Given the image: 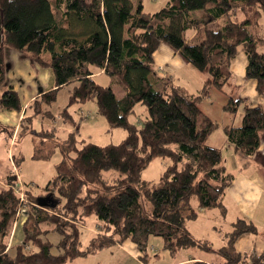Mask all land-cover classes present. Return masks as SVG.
<instances>
[{
    "label": "trees",
    "instance_id": "1",
    "mask_svg": "<svg viewBox=\"0 0 264 264\" xmlns=\"http://www.w3.org/2000/svg\"><path fill=\"white\" fill-rule=\"evenodd\" d=\"M195 11L201 15L194 16ZM263 13L264 0H169L155 13L145 12L142 0H0V86L5 82V51L14 50L52 72L49 90L26 109L35 107L33 117L44 113L43 106L53 105L62 89L75 85L61 117L71 119L69 107L92 101L110 129L127 132L117 145L86 142L80 147L74 137L79 128L71 132L59 143L63 158L56 179L45 187V207L29 188L22 201L17 178L7 176L0 191V264H67L126 241L147 262L154 237L172 255L197 247L219 255L224 264H264V253L247 255L236 249L241 236L258 234L250 221L234 222L224 234L226 244L218 249L196 239L186 226L199 217V210L225 211L223 199L235 176L224 165L222 151L208 144L219 124L200 106L212 89L227 93L238 47L248 57L246 78L264 97V52L258 51L257 37L249 30ZM161 45L205 76L199 92L189 93L157 75L154 54ZM100 71L122 86L123 97L96 82L94 75ZM139 105L147 112L141 127L129 119ZM0 106L22 110L13 88L3 92ZM224 110L232 115L243 111L241 125L227 126L224 132L239 154L252 157L260 147L264 109L230 97ZM38 153L36 158H45ZM157 158H168L171 165L156 183L144 181L142 173ZM111 172L117 174L106 176ZM22 210L25 239L12 246ZM92 215L100 221L101 232L82 250L83 231ZM55 234L58 240L50 241Z\"/></svg>",
    "mask_w": 264,
    "mask_h": 264
},
{
    "label": "rangeland",
    "instance_id": "2",
    "mask_svg": "<svg viewBox=\"0 0 264 264\" xmlns=\"http://www.w3.org/2000/svg\"><path fill=\"white\" fill-rule=\"evenodd\" d=\"M168 2L169 0H142L144 11L148 13H155L161 10ZM193 14L199 17L201 12L195 11ZM239 14L240 18H242V13L239 12ZM249 30L257 37L258 51L264 52V13L259 23L250 26ZM6 51L16 53V51L11 49H7ZM22 58L30 61L23 55ZM35 66L38 65L35 64ZM40 68L44 71L38 75L37 81L35 80L36 76L32 74L24 61L21 65L14 63L13 69H8V65L6 64L5 82L0 86V98L2 97L4 89H10L13 86L14 91H16L19 96L22 106L30 95L45 89L46 86L50 87L53 82L51 70L45 67ZM192 68L193 70L195 69L194 67ZM92 69L93 71L97 70L94 67ZM195 70V73L194 71H192L193 73L184 71L183 74H181L183 79L191 81L192 84H196V72L199 71L197 69ZM48 72H50V77L46 76ZM32 80L35 81L31 83ZM95 80L101 86L111 87L118 98L123 97L125 94L122 86L108 75H102ZM34 83H37V85H34ZM27 90H29V92ZM68 90H70L69 87L64 89L60 93L58 101L53 105L43 106L44 113L37 114V116L33 117L36 112L35 107H31L27 111V108H23V111H6L18 114L22 111L23 117L19 121L17 128L16 126H11V122H7L4 117L0 116V123H3L4 128H10L11 130L16 128L17 132L19 131L18 139L11 143V140L5 134L7 132L5 130H0V191L5 188L7 175L11 174L17 176V184H19L23 190L29 188L34 196L46 197L45 195L47 192L45 187L56 179L57 165L63 158L62 148L59 146V143H64L71 135V132H74L78 128L80 129L79 131H75L74 137L79 147L90 141L100 146H106L117 145L125 140L127 132L121 128L110 129L105 118L97 113L95 102L90 101L84 105L75 104L68 108L71 119H64L61 117V111L66 106L62 94L68 92ZM85 106L87 107L83 112L82 108ZM146 116L147 112L145 106L139 105L136 107V111L130 115L129 119L132 123L141 127V121ZM82 119H84V121L81 123ZM79 125L82 126L79 127ZM54 129H57L56 132ZM69 129L71 130L70 132ZM46 134H49L51 137ZM36 152H39V155H46L45 158H36ZM170 165L171 161L168 158H157L152 161L148 168L142 173V179L150 183H156ZM112 174L117 173L111 172L106 176L109 177V175ZM213 212L215 213L207 211L205 217L200 216L199 219L188 221L186 226L196 239L208 241L212 244L214 249H218L226 244L223 234L231 232L232 227L228 224L226 217L224 219V217L219 215V209H215ZM22 224L23 222L19 220L15 223L11 238L12 246L20 245L24 242L25 233L22 229ZM99 225L100 221L95 215H92L88 219L81 240L82 250H86L90 240L96 236V233L101 232ZM262 225H264V220ZM212 226L219 227V231H214ZM255 236L256 244L264 247V228ZM49 239L52 242H56L58 236L56 234L51 235ZM151 243L156 248L157 254L153 258L156 262L161 260L162 262H170L183 259L186 256L203 255L210 261H214L217 264H224V261L219 255L205 252L197 247L182 249L175 255H172L163 250V242L161 239L154 237L151 239ZM67 264H140V262L137 258H132L128 254L122 253V251H116L114 248L112 249V247H110L96 253L88 254L85 257H78L69 261ZM146 264H150V262Z\"/></svg>",
    "mask_w": 264,
    "mask_h": 264
},
{
    "label": "crops",
    "instance_id": "3",
    "mask_svg": "<svg viewBox=\"0 0 264 264\" xmlns=\"http://www.w3.org/2000/svg\"><path fill=\"white\" fill-rule=\"evenodd\" d=\"M16 53L6 51L5 62L8 65V69H13L14 63L21 65V63L24 61L28 65V68L31 70L32 74L36 76L35 80L38 81V75L44 70L40 68V66H35L34 64H32V62L24 60L22 58V55L18 52ZM11 58L13 59V61ZM247 64L248 57L244 48L238 47L236 56L231 60L230 69L232 72L233 83L227 90V93L212 89L209 97L201 103L200 107L204 115L219 124V129L211 135L208 144L211 147L218 148L222 151L224 157V165L235 176L232 185L227 190L226 195L223 199V206L225 211L219 209L218 213L219 215L224 217V219L226 217V220L231 227L233 223L238 219H244L255 224L258 228V233H260V231L264 228V225H262L264 220V131L260 133V147L258 151L256 152V154L249 158L239 154L235 150V148L227 142V138L224 132L225 127H239L242 123L243 111L241 112V110H239L236 114L232 115L224 110V107L228 103L230 97L241 98L249 106H260L264 109V97L257 94L255 89V82L246 78L245 72ZM153 66L160 78L171 80L175 85L186 89L189 93L195 94L199 92L203 87L205 76L200 72H196V84H192L191 81L183 79L181 74H183L184 71H194L195 73L196 70H193V66L190 63H188L179 53H177L167 45H161L154 54ZM102 75H105L103 71L96 72L94 78L96 79L97 77H101ZM46 76L50 77V72H48ZM35 80H32L31 83ZM34 85H37V83H34ZM68 87L70 88V90L62 94L63 98L65 99L66 106L75 85H71ZM11 88H13V86ZM6 89H4L3 92ZM64 89H67V87ZM64 89H62L60 93ZM29 90L27 91L29 92ZM48 90L49 87L46 86L45 89H42L41 91L30 95V97L23 103L22 111L23 108H27V106H29V104L36 97L40 96L42 93ZM86 107L87 106L82 108L83 112L85 111ZM22 111L19 114L6 112V110L2 109L0 106V116L4 117L7 122H11V126H16V128L19 121L23 117ZM83 121L84 119L81 120V123ZM1 123L0 130H3L1 128H4V125L3 123ZM81 126L82 125H79V127ZM16 128L14 129L15 133L13 135L5 133L6 136L11 140V143L16 140V136L18 133ZM70 131L71 130L69 129V132ZM207 211L215 213L213 212L214 210H199L200 215L197 219H199L200 216L205 217ZM21 214L22 215L18 218V220L24 223L25 210H23ZM212 229L214 231H219V227L217 226H212ZM255 235L258 234H244L243 236H241L236 243V249L240 253L247 255H259L264 253V247L258 246L256 244ZM113 248L116 251H122V253L128 254L132 258H137L140 264H146L147 262H150V264H187L192 262L193 260L204 261L209 264H217L214 261H210L208 258H206V256L203 255L190 257L186 256L183 259L170 262H162V260L156 262V260H153V258L157 254L156 248L154 246L151 249V255L149 259L147 260V262H145L142 261V255L138 251L136 245H134L130 241L112 246V249Z\"/></svg>",
    "mask_w": 264,
    "mask_h": 264
},
{
    "label": "built area",
    "instance_id": "4",
    "mask_svg": "<svg viewBox=\"0 0 264 264\" xmlns=\"http://www.w3.org/2000/svg\"><path fill=\"white\" fill-rule=\"evenodd\" d=\"M16 178H17V176H16ZM17 182H18V180H17ZM16 191L20 194L21 200L24 201V190L19 186V184L16 185Z\"/></svg>",
    "mask_w": 264,
    "mask_h": 264
},
{
    "label": "water",
    "instance_id": "5",
    "mask_svg": "<svg viewBox=\"0 0 264 264\" xmlns=\"http://www.w3.org/2000/svg\"><path fill=\"white\" fill-rule=\"evenodd\" d=\"M45 199H49V197H43L38 200L40 206L45 207L47 204L45 203ZM44 200V201H43Z\"/></svg>",
    "mask_w": 264,
    "mask_h": 264
}]
</instances>
